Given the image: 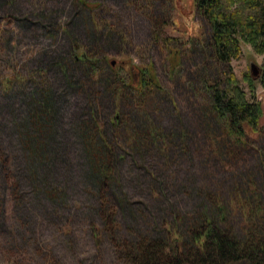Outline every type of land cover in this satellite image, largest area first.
<instances>
[{
	"label": "rangeland",
	"instance_id": "374dc122",
	"mask_svg": "<svg viewBox=\"0 0 264 264\" xmlns=\"http://www.w3.org/2000/svg\"><path fill=\"white\" fill-rule=\"evenodd\" d=\"M208 34L193 0H0V264H132L207 216L241 241L240 199L264 232V60ZM230 74L263 106L240 144L205 87Z\"/></svg>",
	"mask_w": 264,
	"mask_h": 264
},
{
	"label": "trees",
	"instance_id": "16d2710c",
	"mask_svg": "<svg viewBox=\"0 0 264 264\" xmlns=\"http://www.w3.org/2000/svg\"><path fill=\"white\" fill-rule=\"evenodd\" d=\"M193 4L196 12L209 27L204 47L210 50L215 62L228 63L238 58L242 43L249 44L264 60V0H193ZM74 56L79 57L78 53ZM147 73L149 74V69L144 68L137 83L140 96L150 90V86H158L157 81L153 80V77L150 79ZM248 85L250 97L231 74L225 88L220 86L219 81L205 85L211 110L224 123L228 137L238 144L245 142L246 127H258L263 113L261 101L254 100L255 84L252 78H248ZM124 87L133 86L125 83ZM89 153L92 162L94 161V168H99L101 172L103 164L108 161L106 162L103 155L95 157L92 152ZM262 166L264 168V160ZM239 202L248 220L245 221L243 240L232 236V230L229 231L226 225V228L220 227L222 216L216 219L211 216L202 217V222L189 227L184 235L176 233L173 237L170 236L168 244L160 238L140 239L139 245L129 247L130 263L264 264V232L258 222L261 218L260 206L252 204L251 201L244 202L243 199Z\"/></svg>",
	"mask_w": 264,
	"mask_h": 264
},
{
	"label": "water",
	"instance_id": "95a60500",
	"mask_svg": "<svg viewBox=\"0 0 264 264\" xmlns=\"http://www.w3.org/2000/svg\"><path fill=\"white\" fill-rule=\"evenodd\" d=\"M254 67H253V65L251 64V69H253Z\"/></svg>",
	"mask_w": 264,
	"mask_h": 264
}]
</instances>
